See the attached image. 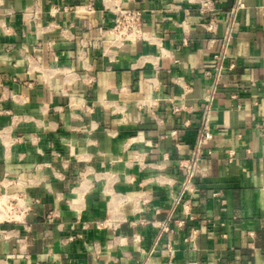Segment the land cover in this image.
Masks as SVG:
<instances>
[{
  "label": "crops",
  "instance_id": "0c3cea01",
  "mask_svg": "<svg viewBox=\"0 0 264 264\" xmlns=\"http://www.w3.org/2000/svg\"><path fill=\"white\" fill-rule=\"evenodd\" d=\"M234 1L211 41L198 0H122L150 39L117 46L108 0H0V194L36 200L0 221V264H264V0L237 16L182 194Z\"/></svg>",
  "mask_w": 264,
  "mask_h": 264
},
{
  "label": "built area",
  "instance_id": "2783aa9c",
  "mask_svg": "<svg viewBox=\"0 0 264 264\" xmlns=\"http://www.w3.org/2000/svg\"><path fill=\"white\" fill-rule=\"evenodd\" d=\"M109 8L113 12L112 24L106 29L111 36V43L117 46H123L130 42H137L140 40H149V34L143 28V15L144 12L140 8L124 7L122 0H108ZM246 6V0H235L234 4L223 10L228 18V24L226 32L223 36V50L219 54H215V60L217 61L216 67V82L213 87L207 90L205 96V110L202 114L198 137L195 145L188 158H184L180 162V166L184 170V178L182 181V194L186 192H192L195 189V179L200 172V162L207 155L211 153V150L206 147V144L213 139L214 134L211 124V112L212 104L214 101L215 87L217 80L221 76L223 70V62L226 56V50L233 38V30L236 24L237 16L239 12ZM85 7V9H83ZM75 10L91 11L93 8L90 4L77 5ZM219 11L216 0H198V12L202 18L200 25L202 29L212 34L211 41L215 40V36L218 31V16ZM230 68H234V64H230ZM185 108V106H178L175 109L178 111ZM177 134V130L173 132ZM233 153V152H232ZM10 183H19L21 180L16 178ZM181 196L176 198L175 204L179 203ZM36 200L30 197L25 191H17L14 193L0 194V221L14 223V224H26V214L32 210L33 204ZM189 204L185 202L184 211H188ZM170 218L166 220H154L151 222L154 226L159 227L161 236L162 232H168ZM180 225L183 221L179 222ZM109 225L107 220L100 222L99 226ZM84 227H87L85 224ZM141 236H136V240H140ZM150 255L148 253L142 264H151Z\"/></svg>",
  "mask_w": 264,
  "mask_h": 264
}]
</instances>
